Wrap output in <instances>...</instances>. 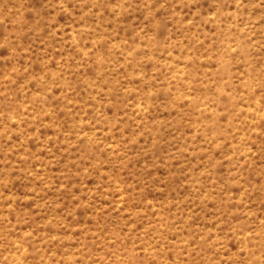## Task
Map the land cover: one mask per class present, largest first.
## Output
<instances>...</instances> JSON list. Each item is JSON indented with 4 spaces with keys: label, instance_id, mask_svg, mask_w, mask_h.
Here are the masks:
<instances>
[{
    "label": "rangeland",
    "instance_id": "obj_1",
    "mask_svg": "<svg viewBox=\"0 0 264 264\" xmlns=\"http://www.w3.org/2000/svg\"><path fill=\"white\" fill-rule=\"evenodd\" d=\"M0 264H264V0H0Z\"/></svg>",
    "mask_w": 264,
    "mask_h": 264
}]
</instances>
